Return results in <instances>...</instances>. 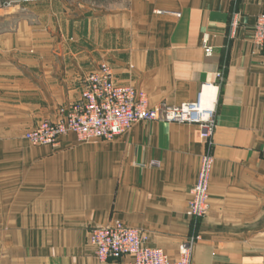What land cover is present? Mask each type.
<instances>
[{
  "label": "crops",
  "instance_id": "0c3cea01",
  "mask_svg": "<svg viewBox=\"0 0 264 264\" xmlns=\"http://www.w3.org/2000/svg\"><path fill=\"white\" fill-rule=\"evenodd\" d=\"M12 1L0 3V264H128L100 261L89 241L116 221L178 259L193 231L199 125L142 120L113 140L70 133L54 146L25 138L79 102L104 63L151 107L212 87L209 210L192 264H264V48L254 38L264 0Z\"/></svg>",
  "mask_w": 264,
  "mask_h": 264
},
{
  "label": "built area",
  "instance_id": "2783aa9c",
  "mask_svg": "<svg viewBox=\"0 0 264 264\" xmlns=\"http://www.w3.org/2000/svg\"><path fill=\"white\" fill-rule=\"evenodd\" d=\"M254 38L264 48V13L259 14L256 19ZM203 47L206 54H212L213 49L207 39L204 40ZM203 90L193 102L151 107L144 91L131 84L118 83L113 69L104 63L87 77L79 102L69 108H62L56 120L41 121L28 130L26 137L34 145L52 146L70 133H74L82 141L113 140L135 122L163 121L199 125L209 150L216 126V99L213 106L205 107L201 101ZM211 164L212 157L206 152L199 180L192 190L188 206V214L194 221L193 231L180 244L178 259H172L162 248L149 246L148 236L143 230L121 221L92 228L89 238L95 247L97 258L107 261L131 255L133 259L128 264H192L195 244L200 239L198 219L201 220L207 213Z\"/></svg>",
  "mask_w": 264,
  "mask_h": 264
},
{
  "label": "rangeland",
  "instance_id": "374dc122",
  "mask_svg": "<svg viewBox=\"0 0 264 264\" xmlns=\"http://www.w3.org/2000/svg\"><path fill=\"white\" fill-rule=\"evenodd\" d=\"M1 1V0H0ZM22 3H29V2H24V1H22V0H20ZM1 3V6H10L12 3H13V1L12 0H3V1H1L0 2ZM62 108H60L59 109V114H60V110H61ZM59 114L57 115V117H56V119L59 117ZM56 119H50V120H56ZM171 123H173V122H171ZM174 123H176V122H174ZM36 127V126H35ZM34 128V127H33ZM30 129H32V128H30ZM30 129H28V130H30ZM215 129H216V126H215ZM28 130L25 132V138L27 139V137H26V133L28 132ZM127 131V130H126ZM214 133H215V131H214ZM72 134H74V133H72ZM202 136V135H201ZM76 137H77V140L79 141V142H87V143H90V142H95V141H98V140H101V139H94V140H89V141H82V140H80L79 138H78V136L76 135ZM63 138V137H62ZM61 138V139H62ZM213 138H214V136H213ZM27 141L31 144V145H33V146H44V145H34V144H32L28 139H27ZM104 141H109V140H104ZM60 142V141H59ZM58 142V143H59ZM57 143V144H58ZM56 144V145H57ZM206 144H207V153H210V155H211V157H212V164H211V169H212V167H213V164H214V156H213V145H214V143H212L210 146H209V150H208V143L206 142ZM206 154V153H205ZM204 154V155H205ZM203 155V156H204ZM203 156H202V158H201V164H200V169H199V173H200V170H201V167H202V160H203ZM198 180H199V174H198V178H197V181H196V183H195V185L198 183ZM210 180H211V171H210ZM210 183V182H209ZM194 185V186H195ZM194 186H193V188H194ZM210 186V185H209ZM193 188H192V190H193ZM209 196H210V187H209ZM208 202H209V199H208ZM188 206H189V204H188ZM188 209L189 208H187V210H186V214H187V216L191 219V217H190V215L188 214ZM208 210H209V203H208V206H207V213H208ZM206 213V214H207ZM206 216V215H205ZM191 221H192V219H191ZM194 222V221H193ZM199 222H200V220L198 219V226H199ZM96 227H102V226H96ZM94 228V227H93ZM199 228V227H198ZM92 230V229H91ZM91 230L89 231V235H90V232H91ZM89 241H90V238H89ZM198 242V241H197ZM197 244H195V246H196ZM195 249V248H194ZM192 261H193V257H192Z\"/></svg>",
  "mask_w": 264,
  "mask_h": 264
},
{
  "label": "bare ground",
  "instance_id": "6f19581e",
  "mask_svg": "<svg viewBox=\"0 0 264 264\" xmlns=\"http://www.w3.org/2000/svg\"><path fill=\"white\" fill-rule=\"evenodd\" d=\"M211 88H212L211 86H205L204 87V90H203V94L201 96V101H202V103H203V105L205 107H207V106H213L214 105V102H215V99H216V95L215 94L210 95V96L207 95V90L208 89H211ZM197 99H198V97L196 98V100ZM189 102H193V101H189Z\"/></svg>",
  "mask_w": 264,
  "mask_h": 264
}]
</instances>
